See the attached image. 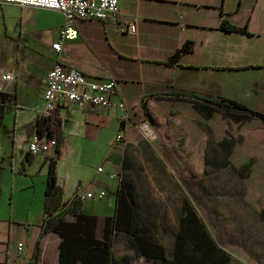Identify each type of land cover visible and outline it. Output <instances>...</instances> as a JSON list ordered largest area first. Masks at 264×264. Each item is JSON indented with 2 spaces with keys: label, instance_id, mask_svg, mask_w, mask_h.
I'll use <instances>...</instances> for the list:
<instances>
[{
  "label": "crops",
  "instance_id": "obj_1",
  "mask_svg": "<svg viewBox=\"0 0 264 264\" xmlns=\"http://www.w3.org/2000/svg\"><path fill=\"white\" fill-rule=\"evenodd\" d=\"M118 10L122 20L135 19L134 34L118 31L109 21L80 20L78 38L64 40L57 55L51 45L64 24L61 12L0 3V73L15 72L0 105V264H30L36 245V264H60V237L55 232L41 236V226L48 214L74 220L73 198L82 213L97 217L96 238L101 239L118 188L110 173L133 182L137 222L149 228L171 259L186 197L167 163L229 160L211 116L196 117L183 101L223 99L264 113V0H118ZM185 43L191 48L169 63ZM56 61L94 80L114 79L112 100L133 110L135 123L151 113L158 137L148 143L130 126L118 146L117 105L61 104L52 114L59 119L53 136L59 150L52 164L56 189L48 196L50 162L28 152V145L44 106L47 72ZM216 113L221 115H211ZM251 120L258 127L260 121ZM158 186L170 187L174 206L158 210L152 204L150 194ZM101 190L106 191L102 199L80 195ZM167 226L168 244L162 240ZM119 237L129 251H114ZM111 254L112 264H161L131 249L122 232L115 234Z\"/></svg>",
  "mask_w": 264,
  "mask_h": 264
},
{
  "label": "rangeland",
  "instance_id": "obj_2",
  "mask_svg": "<svg viewBox=\"0 0 264 264\" xmlns=\"http://www.w3.org/2000/svg\"><path fill=\"white\" fill-rule=\"evenodd\" d=\"M183 103L191 114L204 118L196 104L186 100ZM210 120L219 141L230 149L229 153L224 151L229 160L167 164L172 166L175 183L199 219L219 248L229 255L225 264H264V219L259 213L264 207V125L258 122L257 127L251 119L236 122L217 113ZM170 192L173 194L169 186H158L150 194L152 204L158 210L174 206L175 198ZM166 229L162 240L168 244L165 239L171 227ZM121 243L119 237L114 251L127 250ZM131 257L138 261L132 252ZM142 264L153 263L144 260Z\"/></svg>",
  "mask_w": 264,
  "mask_h": 264
},
{
  "label": "trees",
  "instance_id": "obj_3",
  "mask_svg": "<svg viewBox=\"0 0 264 264\" xmlns=\"http://www.w3.org/2000/svg\"><path fill=\"white\" fill-rule=\"evenodd\" d=\"M190 48L191 43H185L173 54L169 63H174L181 53ZM188 100L196 104L199 113L206 118L210 117L212 112L217 111L223 118L236 122L256 118L264 125V113L255 112L234 101L223 99L216 101ZM146 116L145 120L155 124V118L151 113L146 111ZM58 124V117H51L48 120L38 119L36 131L45 132L49 137H53ZM155 131L158 137L157 130L155 129ZM56 141L59 145L58 138ZM226 144L220 142L223 150L229 153L230 149ZM58 150L59 148L56 147V155ZM54 161L55 159L49 161L46 187L48 196L56 189L52 167ZM70 202L72 208L69 209V212L74 215V220H66L58 213L48 214L43 219L41 226V236L48 232H55L60 237L58 246L60 264H112L111 248L114 236L118 232L127 236L128 246L131 249L136 250L145 258L155 259L161 264H225L228 260L229 255L219 248L187 198L183 199V214L179 218V232L171 259L167 256L165 246L156 239L149 228L138 224L137 202L133 182L130 179L121 178L119 181L115 192L114 214L104 218L101 239L96 238L97 217L82 213L79 203L74 198ZM259 213L264 219V207L259 209ZM38 255L39 247L36 245L30 264H36Z\"/></svg>",
  "mask_w": 264,
  "mask_h": 264
},
{
  "label": "built area",
  "instance_id": "obj_4",
  "mask_svg": "<svg viewBox=\"0 0 264 264\" xmlns=\"http://www.w3.org/2000/svg\"><path fill=\"white\" fill-rule=\"evenodd\" d=\"M0 3H16L21 6L61 12L65 18L64 24L58 32V39L51 45L57 55L61 51V43L64 40L78 38L77 21L80 20L109 21L114 23L120 32L135 33V19L122 20L118 10V0H0ZM14 79L15 72L13 70L0 73V105L2 103L1 96L11 88ZM116 90L117 86L114 79L94 80L81 71L56 61L46 75L43 91L44 106L38 111V118L48 120L63 103H75L85 108L88 106L117 105L121 110L122 128L115 137L116 145H123L125 131L130 126L135 127L148 143L155 142L157 134L154 126L148 120L133 122L131 118L133 110L129 109L122 100L118 102L112 100ZM56 147L58 144L55 138L49 137L45 132L36 131L28 145V152L40 154L51 161L57 157ZM101 170L102 168L98 167L96 172H101ZM109 177L115 179L119 184L121 177L118 174L110 173ZM80 195L82 198L102 199L106 195V191H88Z\"/></svg>",
  "mask_w": 264,
  "mask_h": 264
}]
</instances>
